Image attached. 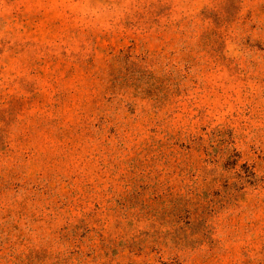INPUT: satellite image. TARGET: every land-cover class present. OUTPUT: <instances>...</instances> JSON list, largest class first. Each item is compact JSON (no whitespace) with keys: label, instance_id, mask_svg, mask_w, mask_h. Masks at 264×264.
I'll use <instances>...</instances> for the list:
<instances>
[{"label":"rangeland","instance_id":"1","mask_svg":"<svg viewBox=\"0 0 264 264\" xmlns=\"http://www.w3.org/2000/svg\"><path fill=\"white\" fill-rule=\"evenodd\" d=\"M0 264H264V0H0Z\"/></svg>","mask_w":264,"mask_h":264}]
</instances>
